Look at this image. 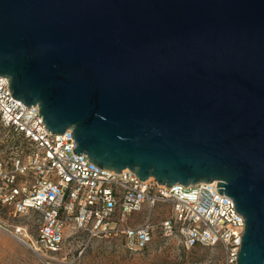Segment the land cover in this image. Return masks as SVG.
<instances>
[{"label": "water", "instance_id": "water-1", "mask_svg": "<svg viewBox=\"0 0 264 264\" xmlns=\"http://www.w3.org/2000/svg\"><path fill=\"white\" fill-rule=\"evenodd\" d=\"M0 75L98 167L217 182L264 264V0H0Z\"/></svg>", "mask_w": 264, "mask_h": 264}, {"label": "built area", "instance_id": "built-area-1", "mask_svg": "<svg viewBox=\"0 0 264 264\" xmlns=\"http://www.w3.org/2000/svg\"><path fill=\"white\" fill-rule=\"evenodd\" d=\"M11 93L9 78L0 75L1 230L44 260H53L70 235H89L121 239L130 256L177 240L187 251L222 254L198 264H237L245 219L231 197L218 193L217 182L167 187L129 169L98 167L73 151L72 129L52 133L38 105L26 106ZM139 214L144 221L130 226ZM159 214L165 218L157 222Z\"/></svg>", "mask_w": 264, "mask_h": 264}, {"label": "rangeland", "instance_id": "rangeland-1", "mask_svg": "<svg viewBox=\"0 0 264 264\" xmlns=\"http://www.w3.org/2000/svg\"><path fill=\"white\" fill-rule=\"evenodd\" d=\"M4 136L0 135V138ZM145 217L143 214L135 215L129 219L128 224L137 226ZM164 218L165 214L156 215L157 222ZM24 220L33 222L32 217ZM159 246L157 243L153 251L130 256L124 250L121 239H90L89 235H70L62 250L52 256L53 260H44L39 254L0 229V264H198L211 256L214 261L222 256L218 249L199 247L194 251H187L177 240L168 244L162 251H159Z\"/></svg>", "mask_w": 264, "mask_h": 264}]
</instances>
